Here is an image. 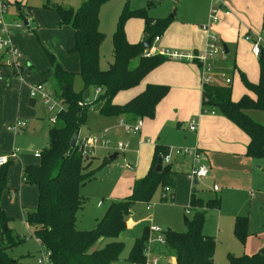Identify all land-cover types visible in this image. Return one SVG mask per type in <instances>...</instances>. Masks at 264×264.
<instances>
[{
  "label": "rangeland",
  "instance_id": "obj_1",
  "mask_svg": "<svg viewBox=\"0 0 264 264\" xmlns=\"http://www.w3.org/2000/svg\"><path fill=\"white\" fill-rule=\"evenodd\" d=\"M2 2L5 6L0 7V29L8 28L6 36L9 44L17 51V56L13 57L5 48H0V153L9 156L7 186L1 194V206L3 212L10 217L8 227L13 235L21 239L18 244L7 250L8 254L19 258L22 263L35 264L39 246L31 236L30 228L23 221L22 209H33L36 206L37 189L33 183L21 181V167L39 162V156L35 153L47 145L48 129L53 123L48 120L47 103L43 99L36 96L35 104L29 105L30 87L37 83L43 84L45 90L51 92L58 101L57 107L66 106L63 99L55 96L59 89L53 86L49 76L43 75L49 68L51 54L64 70L72 72L73 91L81 90L83 82L79 75V59L71 50L73 30L67 25H58L59 17L52 7L60 5L76 9L82 0H0V5ZM174 2L175 0H162L159 3L155 0L104 1L98 11L99 29L105 34L99 48L101 66L105 67V62L112 59L111 34L125 4L135 11L124 24L126 36L132 38L136 32L138 35L142 14L163 16L168 14L173 6L174 12L177 13ZM211 3L212 0H209L208 11ZM214 32L217 38L218 34L221 35L217 30ZM242 32L244 33L243 29ZM242 32L239 39L250 43L246 37L247 32L244 35ZM164 34H161V40ZM156 43L152 41L151 46L158 51ZM203 47L204 45L196 48L197 52L203 50ZM164 49L182 54L194 52L178 48ZM177 62L193 64L200 74L197 63L184 59H177ZM212 69L214 75H217V82H223L221 75L231 80V98L238 101L244 93L250 94L244 88L241 74L250 79L254 69L257 79L258 57L252 54L251 43L249 51L235 53V48L230 46L229 51L224 53L222 42L218 41ZM127 94L126 90L117 93L113 102L122 105L129 99ZM95 98L92 90L85 124L80 127L79 135L83 137L91 133L99 136L107 129L104 137L109 140V145L108 148L95 147V156L88 166L93 168L94 175L79 187L83 205L77 212L76 226L78 229L87 230L92 229L95 222L103 217L112 201L122 200L131 194L134 180L144 176L151 166L154 145L160 144L152 135L143 136V140L148 138L152 142L151 145L146 142L144 145L138 144V134L123 129L119 125L120 117L107 118L92 110L91 104ZM198 110L201 113L197 118L199 127L196 132H191L187 129V123L197 117ZM211 110L214 115L210 114ZM163 112L167 117L173 118L172 121L169 118L168 124L163 127L168 134L165 145L172 165L175 158H188L187 155L175 154V148L202 149L201 161L210 168V172L206 176L195 178L194 183V178L186 172L187 168H183V172L178 169L173 198L169 192H162L157 186L147 201L132 204L125 216V229L120 234L123 247L115 264H132L126 259L127 253L134 240L143 235L146 227L157 226L162 231L169 229L185 232L187 225L184 217L191 218L194 213V208L189 205L190 193L203 205L200 203V208L196 210L204 214L202 233L214 241L212 264H228L227 253H254L257 243L264 237V159L245 155V142L232 138L230 132L217 128L216 125L224 119L223 115L217 109L198 102L197 98H182L174 92L171 102L165 105ZM253 117L260 121L264 118L262 113L257 111ZM142 119L145 124L154 120ZM16 124H23L19 132L7 130V126ZM117 141L126 142L127 147L124 150H115L113 146ZM113 152H117L115 157L105 159ZM126 165H132L134 168H126ZM213 186L217 189L214 190ZM148 205L149 209L146 208ZM187 207L189 211L186 213ZM237 216L246 220V236L243 241L233 233ZM153 237L147 231L146 244L147 240ZM149 255L157 258L156 264H170L169 259L172 257L170 250L166 248L160 249L157 254Z\"/></svg>",
  "mask_w": 264,
  "mask_h": 264
},
{
  "label": "trees",
  "instance_id": "obj_2",
  "mask_svg": "<svg viewBox=\"0 0 264 264\" xmlns=\"http://www.w3.org/2000/svg\"><path fill=\"white\" fill-rule=\"evenodd\" d=\"M104 1L82 0L76 9L60 5L52 7L59 17L58 25H67L73 30L71 50L78 55L83 86L80 91H73L72 72L64 70L49 54V68L43 75L49 76L53 86L59 89V93L54 95L63 99L66 106L57 113L55 123L48 129L47 145L39 151V162L22 168L21 181L36 186V206L33 209L23 208L22 217L39 249L49 251L51 264H115L122 251L120 234L125 229V216L131 205L147 201L157 186L162 192L168 187L169 195L173 197L176 187L177 170L171 161H162V155L168 151L163 145L155 144L151 166L144 176L134 180L131 194L122 200L112 201L92 229H78L76 226L77 212L83 205L79 187L93 177V168L88 166L95 156L94 149L84 152L79 138L73 147L70 146L74 131L85 124L86 110L90 106V103L83 101V91H94L96 98L91 105L101 102L98 112L104 117H121L124 122L134 123L137 119L154 118L157 104L169 89L167 85L147 84L122 105L113 102L117 93L138 85L149 71L169 59L157 53L145 55L141 42L150 37V46L153 38L166 30L171 17L155 19L146 13L142 14L143 40L131 43L126 39L124 24L135 11L125 4L111 34L112 59L107 60L104 67L100 63L99 48L105 34L99 29L98 19L99 7ZM262 29L264 32V9ZM258 62L257 82H251L241 74L244 88L252 96L244 93L238 101H234L231 99L230 84H203L201 102L217 109L247 135L245 155L264 159V118L260 121L252 116L257 111L264 117L263 54L258 57ZM28 103L33 106L35 99L30 97ZM158 159L161 160V168L155 171ZM8 162L0 166V264H28L13 258L7 251L21 241L8 227L10 217L1 206V194L7 186ZM200 203L190 193L189 205L194 208V213L191 218L184 217L186 231H162L163 241L153 243L151 251L158 253L163 248L170 250L175 258L174 264H212L214 241L202 233L204 214L196 210ZM147 231L146 227L127 253L126 259L132 264H149L145 260ZM233 233L239 240L245 239L244 217L235 218ZM227 254L228 264H264V254L258 251L252 254Z\"/></svg>",
  "mask_w": 264,
  "mask_h": 264
},
{
  "label": "crops",
  "instance_id": "obj_3",
  "mask_svg": "<svg viewBox=\"0 0 264 264\" xmlns=\"http://www.w3.org/2000/svg\"><path fill=\"white\" fill-rule=\"evenodd\" d=\"M224 1L228 5L231 12L228 15L222 14L220 16V19L217 21V23L212 26V30L213 31L217 30L218 33L220 32L221 35L219 36L218 34V41L222 42L223 52L225 48L226 51L228 52L230 46H233L235 48V53L236 52L243 53L249 51L250 43L248 41L245 42L244 40H240L239 35L242 32V29L244 30L245 34L247 32V35L252 32L264 33L262 29L264 0H224ZM173 4H175L178 9L177 13L174 12L175 6H173L171 11L163 16H153L147 14L149 17L155 19L168 17V16L171 17V21L168 27L166 28V30L164 31L165 33L164 37L161 40V35L159 36L158 41H156L157 42L156 47L157 49L178 48L181 50H186V51L193 50L194 52H197L196 48L198 49L201 48V46H203L205 43V31L202 28V24L203 23L205 24L207 22L206 20L208 19L207 12L209 7V0H175ZM139 28L140 30H138V35L136 32V34L132 38L127 37L126 36L127 34L125 33L126 39L129 42L136 43L143 40L142 18L139 23ZM250 28H253L252 31H249ZM136 39H138V41ZM254 74H255L254 69H252V76H250L251 80L248 79L249 81L257 82L258 77L256 79V75ZM216 77L217 75L215 76V78ZM220 77L223 82L222 83L221 81L217 82V78H216V84H224V78L222 76ZM147 84H162V85L168 84L169 86L168 85L167 86L168 88L170 87V91L168 89V93L157 104L155 116L154 118H152L154 120H150L146 122V124L143 123L140 132L137 133L138 144L144 145V143L146 142L145 140H143L144 135H152L154 136V139L159 140V143L161 145L167 147V145L165 144L167 142L168 134L163 130V127L168 124L169 118L171 121L173 120V118L167 117L163 112V108L165 107L166 104L171 102L174 92H177L179 96L182 98H184V96H189V98L191 97H193L194 99L197 98L198 102H200L201 87H202L200 74H198V70L191 63L177 62V60L168 59L167 61L163 62L159 66L149 71L141 79L138 85L130 89H127L126 90L128 91L127 98L130 99L131 97L142 91ZM249 95L252 96L251 93ZM199 112L200 111L198 110V115L196 118H199L201 116V113ZM254 113L252 114V116H254ZM211 115H214V113ZM160 116L163 118H160ZM223 118L224 119L221 120L218 123V125H216L217 128H219L220 130L228 131L230 132L232 138H238L243 142H245V145L243 147V151H244L243 153L245 154L246 145L248 142L247 135L242 130H240L236 125H234L232 122L227 120L224 116ZM120 121H123V118L120 117ZM146 143L149 145L152 144L150 140ZM199 150L203 151L202 149ZM113 153L117 154V152H113ZM173 161H174L173 168L177 170L178 173H179L178 169H180V171L182 172L185 171L183 170V168L185 169L187 168L186 172L188 173L190 168L189 157L187 159L175 158ZM128 166L126 165V168H130V169L134 168L132 165H130L129 167ZM23 167H21V170ZM209 172H210V168H209ZM174 196H175V191L173 197ZM263 246H264V237L261 242L257 243L254 249L255 251L253 252H257L256 249H258L259 251ZM152 253L157 254L155 251ZM169 263L170 264L175 263V258L173 256L170 257Z\"/></svg>",
  "mask_w": 264,
  "mask_h": 264
},
{
  "label": "built area",
  "instance_id": "obj_4",
  "mask_svg": "<svg viewBox=\"0 0 264 264\" xmlns=\"http://www.w3.org/2000/svg\"><path fill=\"white\" fill-rule=\"evenodd\" d=\"M159 2L161 0H155ZM5 4L2 2L0 7L3 8ZM230 9L224 0H212L208 11V21L205 23L202 28L205 31V43L203 50L200 52H193V53H178L176 51H168L166 49H159L156 51L151 45L145 49V55L149 56L152 54H160L169 59L177 60V59H184L187 61H192L197 63V66L200 71V80L201 84H216V78L214 76V72L212 69L213 58L217 53V43L218 38L216 37L214 31L212 30V26L217 23L220 19V16L230 14ZM8 33V28L3 27L0 29V48H5L9 51L13 57L17 56V51L13 46L9 44L8 38L6 34ZM159 36H155L152 41H158ZM247 39H250L251 43V52L255 57H259L264 52V33H249L247 35ZM224 78V84H230L231 80L224 75H221ZM39 96L40 99H43L46 104L47 112L49 113L48 120L51 123H55L57 113L63 109L62 106H58V101L53 97L51 92L45 90L43 84L37 83L30 87V97L36 98ZM81 104V102H79ZM54 112V113H52ZM211 114L214 112L211 111ZM119 125L123 127V129L138 133L143 125L142 119H137L134 123H128L124 121H119ZM23 127V124H16L13 126H7L8 131L19 132ZM198 128V121L197 118H192L187 123V129L196 132ZM107 132V129L103 130L99 136L95 134L89 133L86 136L80 137L78 135L77 139H80V146L84 150V152L89 151L91 152L95 147L101 146L108 148L109 140L104 137V134ZM146 142L149 140L146 139ZM127 147L126 142L117 141L115 144L116 150H124ZM175 154L187 155L190 159V168L188 173L194 178L206 176L209 172V167L201 161V151L199 149H186V148H175ZM39 156V152L35 153ZM162 161L164 163L170 162V154L169 152L162 155ZM9 161V156L0 154V166L6 164ZM128 166V165H127ZM129 167V166H128ZM213 189L216 190V186H213ZM164 192H169V188L165 187ZM99 205V203H98ZM149 205L146 206L149 209ZM188 207L186 208L185 212L187 213ZM150 234L154 237L147 240L146 248H145V257L149 264H156L157 258L155 256H150L151 246L153 243H161L163 241V234L162 230L157 226H150L148 228ZM49 251L45 249H39L35 255V264H51ZM150 256V258H149Z\"/></svg>",
  "mask_w": 264,
  "mask_h": 264
},
{
  "label": "water",
  "instance_id": "obj_5",
  "mask_svg": "<svg viewBox=\"0 0 264 264\" xmlns=\"http://www.w3.org/2000/svg\"><path fill=\"white\" fill-rule=\"evenodd\" d=\"M150 41H151V38H150V37L147 38V39H145V40H143V41L141 42L142 47H143L144 49H147V48L149 47ZM224 52H227V51H226V48L224 49ZM263 56H264V52H263ZM82 97H83V101H84L85 103H86V102H89V99H90V91H89V89H85V90L83 91ZM100 107H101V102H98V103H96V104H94V105L92 106V110H94V111H98V110L100 109ZM78 135H79V129H76V130L74 131L73 135H72L71 140H70V146H71V147H73V146L75 145ZM115 156H116V153H113V154H111V155L109 156V159H112V158L115 157ZM160 168H161V160L158 159V160H157V163H156V166H155V168H154V170H155V171H159ZM193 182L195 183L196 180H194ZM258 252L261 253V254H264V246H263Z\"/></svg>",
  "mask_w": 264,
  "mask_h": 264
}]
</instances>
